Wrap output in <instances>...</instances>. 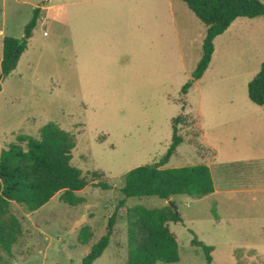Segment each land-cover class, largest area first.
I'll list each match as a JSON object with an SVG mask.
<instances>
[{
    "label": "rangeland",
    "instance_id": "1",
    "mask_svg": "<svg viewBox=\"0 0 264 264\" xmlns=\"http://www.w3.org/2000/svg\"><path fill=\"white\" fill-rule=\"evenodd\" d=\"M132 3L135 11L122 14V40L111 33L107 76L90 79L75 69L76 23L83 25L97 2L0 0V75L4 39H23L34 11L42 9L29 49L2 82L0 157L18 136L39 139L41 130L55 123L75 135L72 165L89 182L78 207L59 195L34 213L16 203L0 213V222L16 238L13 257L0 248V264H83L122 201L110 246L94 264L128 263L129 210L137 206L178 207L184 222L169 224L180 246L178 264H208L203 248L193 245L196 238L214 248L213 264H264V182L256 175L262 168L260 162L237 165L248 153L246 144L257 142L255 158L264 154V130L251 133L242 119L247 103L254 105L249 84L258 74L257 51L264 54V22L244 18L246 27L231 26L215 43L206 78L183 95L203 56L207 26L183 1ZM178 118L183 144L162 168L209 166L217 192L203 199L127 198L125 175L163 160ZM238 169L255 176L243 183ZM101 184L113 188L96 186ZM85 229L92 230L93 239L82 246L78 238Z\"/></svg>",
    "mask_w": 264,
    "mask_h": 264
},
{
    "label": "trees",
    "instance_id": "2",
    "mask_svg": "<svg viewBox=\"0 0 264 264\" xmlns=\"http://www.w3.org/2000/svg\"><path fill=\"white\" fill-rule=\"evenodd\" d=\"M185 2L197 18L207 26V37L203 44V56L192 76L183 88L187 95L193 84L200 81L208 71L215 54V40L224 35L240 18L264 17V3L259 0H172ZM42 9L37 8L25 28L23 39L6 37L0 75L2 82L14 73L23 55L29 49ZM250 100L264 109V63L261 71L249 84ZM173 125V142L166 156L159 164L138 167L125 175L122 189L127 198L158 197L169 201L174 196H188L203 199L216 193L213 172L209 166L198 165L174 169H163L178 148L183 144L177 124ZM77 147L75 135L55 123H49L41 130L40 138L30 135L18 136L17 142L3 150L0 157V213L10 210L12 203L19 204L30 213L39 211L61 195L71 207L85 202L79 194L87 189L89 182L83 172L72 165L73 153ZM111 190L109 184L96 185ZM126 202L119 203L117 212L109 219L108 232L92 246L83 264H94L107 251L118 219L120 209ZM129 243L127 264H178L181 262L180 246L170 223H183L177 206L162 209H148L137 206L129 210ZM93 239L91 229H85L78 241L87 246ZM16 238L10 227L0 222V248L13 257ZM193 245L203 248L208 264H213V247L197 238Z\"/></svg>",
    "mask_w": 264,
    "mask_h": 264
},
{
    "label": "crops",
    "instance_id": "3",
    "mask_svg": "<svg viewBox=\"0 0 264 264\" xmlns=\"http://www.w3.org/2000/svg\"><path fill=\"white\" fill-rule=\"evenodd\" d=\"M97 2V5H92L89 9H91L89 16L87 15L85 18V22L83 25L79 24L77 20V44L75 49V69L80 73L79 76L84 78L93 79V77H106L107 71L109 72V61L107 52H109L110 42H112L113 37L111 33H114L118 36L120 40L122 37V14L124 11L134 12L135 9L133 8L134 0H91V2ZM142 1H149V0H142ZM101 2V3H100ZM170 4V12L173 14V6ZM95 9H97L96 14H94ZM264 18V17H260ZM257 18L253 19L254 22H257L258 25L261 22ZM244 18L238 19L233 25L236 23H241L242 27H246V21L242 20ZM57 20H60V16L58 15ZM113 20V21H112ZM79 24V25H78ZM248 24V23H247ZM253 24V23H251ZM232 25V26H233ZM231 29V28H230ZM229 29V30H230ZM228 30V31H229ZM261 33L258 29L256 33ZM227 33V32H226ZM225 35V34H224ZM259 38V34H256ZM111 36V37H110ZM223 37L220 36L215 40V43ZM155 38L153 37V42H155ZM141 41L146 42L147 36L143 35ZM143 42V43H144ZM151 43V39L149 41ZM146 44V43H145ZM216 48V47H215ZM216 51V50H215ZM123 53V51L121 52ZM214 57V56H213ZM122 59V58H121ZM213 62V60H212ZM264 63V54L260 51H257V59L256 63L253 67L254 73H258L261 71L262 65ZM212 64L210 65L208 71L204 75V77L197 82H201L204 80L209 73ZM257 74V75H258ZM201 85V83H200ZM254 105H248L247 103V110L245 114L242 116V119L245 123H248L250 126L251 133H258L260 132V128L264 130V109L255 103ZM245 147L248 153L244 155L241 159L237 160V165L246 166V165H257L259 164L258 171L260 173L256 174L258 178L264 182V154L256 156L252 154L255 150L259 147L257 142L252 144H246ZM259 155V156H258ZM238 156V155H237ZM255 167V166H254ZM252 172L246 171V169H238L237 178H243V183H247L251 181L255 175H248ZM245 176V177H244ZM216 186V185H215ZM217 192V189H216Z\"/></svg>",
    "mask_w": 264,
    "mask_h": 264
},
{
    "label": "built area",
    "instance_id": "4",
    "mask_svg": "<svg viewBox=\"0 0 264 264\" xmlns=\"http://www.w3.org/2000/svg\"><path fill=\"white\" fill-rule=\"evenodd\" d=\"M46 35H48V34H46Z\"/></svg>",
    "mask_w": 264,
    "mask_h": 264
}]
</instances>
